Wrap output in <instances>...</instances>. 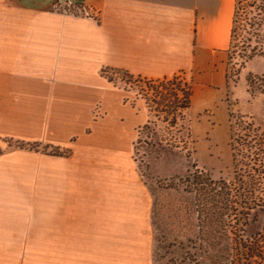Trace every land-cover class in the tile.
<instances>
[{"label": "crops", "instance_id": "1", "mask_svg": "<svg viewBox=\"0 0 264 264\" xmlns=\"http://www.w3.org/2000/svg\"><path fill=\"white\" fill-rule=\"evenodd\" d=\"M234 1L0 0V143L40 144L0 155V264H37V248L49 264H153L152 197L133 149L149 113L101 69L179 76L191 126L211 122L213 134L227 93L249 105L252 73L235 81L244 94L228 76Z\"/></svg>", "mask_w": 264, "mask_h": 264}, {"label": "trees", "instance_id": "2", "mask_svg": "<svg viewBox=\"0 0 264 264\" xmlns=\"http://www.w3.org/2000/svg\"><path fill=\"white\" fill-rule=\"evenodd\" d=\"M234 2L227 63L237 64V77L250 60L264 57V0ZM110 71L126 78L124 83L136 89L149 113L147 123L140 129L134 142L135 161L140 144L145 158L153 155L154 148L159 149V154L176 149L163 138L160 131H156L158 121L174 128L179 126L177 133L183 131L184 136L189 138L190 122L186 112L191 104L192 90L187 81L179 76L155 79L133 75L121 68H102L101 75L113 85L119 84L109 75ZM250 76H246L249 87L253 83ZM247 91L251 93L248 88ZM226 101L232 152L231 175L214 178L207 170L195 168L194 164V170L187 169L183 177L170 178H176L179 184L160 185L163 190L157 192L146 181L148 176L137 167L152 197L153 264H179L171 256L174 253L164 250V246L159 247L162 251H158V246L154 249L156 235L161 231L159 198H164L166 205L173 204L174 210L181 213L179 218L183 226H189L185 263L249 264V259H254L256 263L255 259L263 256V251L253 242L261 240L260 231L264 230V121H257L253 114L243 112L241 108L234 109L235 102L228 93ZM39 146L38 143L6 139V146L0 147V155L13 149L38 151ZM42 151L53 155L68 154V150L51 145L42 146ZM167 190L176 193L170 194ZM182 192L190 198H183Z\"/></svg>", "mask_w": 264, "mask_h": 264}, {"label": "rangeland", "instance_id": "3", "mask_svg": "<svg viewBox=\"0 0 264 264\" xmlns=\"http://www.w3.org/2000/svg\"><path fill=\"white\" fill-rule=\"evenodd\" d=\"M235 60H233L234 62ZM237 64L231 63L228 65V76L230 77V86L232 83L236 81V75L238 72ZM246 73H252L250 76L253 80L252 85L247 88L250 90L249 94V105L242 107L239 103L234 104V109H240L243 112H255V118L257 121H264V106L259 104H252V100L255 97H258L261 93H264V58L263 57H255L250 60L245 67ZM256 73V74H255ZM109 75L116 81L117 87L129 88V90L136 92L135 88L129 86V84L124 83L126 78L121 76L118 73L109 72ZM263 76V77H262ZM237 84V85H236ZM244 82L243 80L235 82L236 87L234 90L236 92H240L239 94H244ZM234 86V84H233ZM232 89V87H231ZM253 95V97L251 96ZM234 101L233 98H231ZM246 100V101H248ZM245 101V100H244ZM201 116H197V119H193L194 123L201 121V117L208 118L211 115L209 110H205L200 113ZM208 122V121H207ZM225 125L216 126L213 134L208 135L210 133V127L213 123H207V130L203 128L196 129L189 125V138L184 136V132L180 130L179 126L171 127L167 124L162 125L161 121H158L156 125V131H160L163 138L169 142L172 146H175L176 149L170 150L167 152H157L158 148H154L153 155L145 158L142 155V144L139 145L140 150L139 154L136 157L137 167L139 166V170L142 174L147 177V182L152 186H154L157 192H161L163 190L160 185H168L177 183L179 184V180L170 179L176 176L183 177L186 174L187 169L194 170L195 168H203L207 170L214 178L224 177L231 175L232 171V152L229 145V126L228 119H225ZM177 130V131H176ZM180 136H184L181 137ZM149 141V140H148ZM0 146H6L4 143H0ZM42 149V148H41ZM159 154V156H158ZM188 155V157L186 156ZM183 175V176H182ZM165 178H162L164 177ZM178 177V178H181ZM160 189V190H159ZM165 190V189H164ZM170 194H175L176 192L173 190H167ZM183 198H190V196L184 192L181 193ZM160 197V196H159ZM160 204V213H161V223L159 235H156L154 249L158 246V251H162L159 247L164 246V250L171 251L174 255H171L173 260H177L179 264H188L189 261L184 260L185 255H187L188 247H187V228L188 225L183 226L181 219V213L179 211L174 210V205L170 204L166 205L164 198H159ZM167 206L170 208L167 209ZM261 240L254 241L253 245L258 246L260 250L263 251V256L261 258H256L254 263V259H249V264H264V230H261ZM160 241V242H159ZM256 242V243H255ZM153 248V245H152ZM48 255L49 248H37V257H40L42 260L37 264H49L48 263ZM181 260V261H180ZM182 262V263H181ZM173 264V263H170Z\"/></svg>", "mask_w": 264, "mask_h": 264}]
</instances>
